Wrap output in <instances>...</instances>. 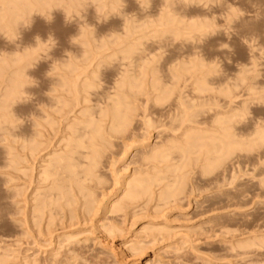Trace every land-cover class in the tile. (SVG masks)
I'll return each mask as SVG.
<instances>
[{"label": "rangeland", "instance_id": "1", "mask_svg": "<svg viewBox=\"0 0 264 264\" xmlns=\"http://www.w3.org/2000/svg\"><path fill=\"white\" fill-rule=\"evenodd\" d=\"M52 1L50 10L42 2L36 5L40 9L23 18L14 15L12 38L0 36V259L8 258L9 264L26 260L82 264L84 259L90 264H121L122 260L132 264L127 244L144 236L143 229L164 223L169 234L150 246L154 249L148 248L146 260L264 264V0H148V5L142 0H118L121 13L108 15L99 8L107 0L76 1V10L68 8L73 4L67 0ZM19 2L21 7L26 3ZM166 13L173 14L174 21L158 25ZM129 17L138 27V40L124 41L116 48L112 39L82 38L84 31L96 36L124 33ZM104 43L108 45L106 51L100 50L102 56L84 54L100 52ZM122 80L127 85L120 91ZM75 85L78 101L88 99L79 106ZM117 90L129 96L125 102L151 99L157 129L150 132L149 147L141 144L143 130L141 135L138 130L134 141L124 140L128 134L112 138L97 170L101 184L85 183L97 186L93 207L101 212L94 223L72 228L59 223L54 241L46 234L37 237L32 223L25 226L16 221L22 220L24 200L36 186L32 182L41 171L39 161L66 144L67 126L76 118L90 117L95 125L106 126L99 123L104 120L101 112L110 109L109 98ZM181 93L197 124L187 122L173 133L171 120L166 118L167 126L165 117L160 121L158 115L168 113ZM158 95L165 99L161 105L154 100ZM192 96L199 100L192 101ZM137 112L135 116L141 114ZM136 121L131 128L140 127ZM35 122L41 127H34ZM187 127L193 128L191 138L167 141L169 135H185ZM80 130V134L90 132L83 125ZM37 142L51 145L30 162L29 149ZM135 142L128 150L127 145ZM155 146H166L165 157L141 167L142 157L134 155ZM75 157L88 163L82 155ZM139 169L144 172L140 177L154 181L152 196L141 198L123 213H107L106 204L122 199L118 176L125 173L128 178ZM161 193L176 196L168 203ZM72 197L71 206L60 204L56 223L82 209L85 200L79 201L74 193ZM152 209L160 211L153 220L147 212ZM110 225L121 230L114 243L104 239L103 227ZM114 248L119 254L112 253ZM74 249L76 255L71 253ZM97 257L102 261L97 263Z\"/></svg>", "mask_w": 264, "mask_h": 264}, {"label": "bare ground", "instance_id": "2", "mask_svg": "<svg viewBox=\"0 0 264 264\" xmlns=\"http://www.w3.org/2000/svg\"><path fill=\"white\" fill-rule=\"evenodd\" d=\"M21 2L24 1L26 2L24 5H22V7L20 6V2L19 0H0V36L1 37H7L12 38L13 36V28L14 25H16L17 19L15 18L14 15L17 16V18L21 17L23 18L25 15H29L31 14V11H35V9H37L36 5L37 4H41L45 0H20ZM52 1V0H51ZM49 1V5L48 4H44L48 7L50 6V2ZM69 1L70 4L73 5H69L70 7H68L69 9L75 8L71 10H76L78 8V6L76 4H78V2L76 1H80V0H67ZM97 1V0H96ZM99 1V0H98ZM106 0H100V2H104ZM109 0H107L102 6H99L100 10H102L103 12L106 11L107 14L113 13V12H117L121 13V11H119V6L121 7L119 1L114 0L108 2ZM144 1V2H143ZM150 1V0H149ZM17 3L15 5L18 8H16V10L18 11V15L14 14L12 10V7L14 6L15 3ZM19 2V4H18ZM23 2V3H24ZM48 2V1H47ZM54 1H52L53 3ZM76 2V4H75ZM168 3V1H166ZM146 4L148 5V0H142V4ZM80 4V2H79ZM119 4V6L117 5ZM43 5V6H44ZM53 5V4H52ZM46 6H44L46 8ZM74 6H77L74 7ZM13 8V9H15ZM168 8V7H167ZM38 9H40L38 7ZM47 9V8H46ZM51 9V7H50ZM49 9V10H50ZM15 10V12H16ZM45 11V10H44ZM68 11V10H67ZM70 11H68L67 13H69ZM167 14V13H166ZM163 14V19H161L160 16V20L159 23L161 21V23L159 24L158 21V25H165V26H169L171 25L170 23H172L174 20L172 19V15L171 18L169 14ZM165 15V17H164ZM169 15V17H168ZM19 16V17H18ZM27 18V17H25ZM170 20H169V19ZM137 19V18H136ZM135 19V20H136ZM171 22H169V21ZM140 21V20H139ZM125 26H124V30L125 32L121 33V34H107V35H100V36H96L94 35V33L92 32H86L84 31V33H82V38H85L87 40L90 39H112V42L110 41V43L114 46L117 45L116 48H119L120 45L122 43H124V41H134V40H138L139 38V33H138V27L135 26V21L133 18H126L125 19ZM169 23V24H168ZM18 24V23H17ZM15 29V28H14ZM137 32H136V31ZM3 39V38H1ZM0 39V40H1ZM91 41V40H90ZM100 41V40H99ZM105 42V41H104ZM109 43V44H110ZM105 44V43H104ZM108 45V44H107ZM105 44V46H101V48L99 49V51L102 48H106L107 46ZM115 48V47H114ZM111 49V48H110ZM109 50V48L107 47V51ZM106 51V49H105ZM5 52V51H4ZM1 53V51H0ZM6 53V52H5ZM2 54V53H1ZM84 54H92L93 56H97L100 57L102 56L101 51L100 52H95L91 51L89 52H84ZM147 61V60H146ZM128 78V77H127ZM127 78H124L127 80ZM130 78V77H129ZM125 80V81H126ZM122 80L120 82V86L118 87L119 89L122 87H125L126 81ZM129 82V81H128ZM75 83V82H74ZM78 84V82H77ZM129 84V83H128ZM64 85V84H63ZM69 85V84H68ZM119 85V84H118ZM73 86V84H72ZM76 86V85H75ZM89 86V85H88ZM78 86L75 87V94L77 96L76 101L79 100V89L77 88ZM130 87H133L132 83L130 82ZM78 91H77V89ZM86 88V86H85ZM84 88V89H85ZM89 87H87L88 89ZM157 88V87H155ZM118 89V90H119ZM117 90V93L109 98V100L112 102L111 103V107L110 109L101 112L103 118V121H99V123H106V126H102V125H95L92 118L89 117V119L87 120H82L80 118H76V122L71 123L67 126L68 129V135L64 136L63 141H66V144H64V146L58 150H56L55 148H53L48 154H46V156L42 157V160L39 161L41 164V171L38 173V175L35 177V181L32 182V185L36 184V186H33L32 192L30 195L26 196L25 200H24V208L21 210L22 213V220H17V223H23L24 225L27 226L32 223L34 225V227L38 230L37 233V237L38 236H51V240L54 241V234L57 232V226H64V228H72L75 226H83L89 223H94V218L100 214V209L96 210L94 209L93 205L95 203V201L93 200V192L94 189L97 188V186L95 187H90V186H86L85 183L90 182V183H94L96 185H100L101 184V178L99 176L98 173V167L100 164V159L103 157V154L106 150V148L108 147V145H111V139L112 138H117V136H123L128 134V136H126L127 138L125 139H129L130 141H134L137 139L138 137V130H140V135L142 133L143 130V134H142V138L141 136H139L141 138V144L143 147L146 148L149 147V143L147 145L148 140H150V132L151 130H153L154 128L157 129L155 127V120L153 119V112H151V108L149 107V102L151 101V99H146L147 101H139L137 99V102H141V104H138L136 101V103L138 105H136V103L134 104V102L130 103L125 102V100H127L129 98V96L126 97V95L124 96V94H122V92L120 93ZM157 91H159L158 89H156ZM155 90V91H156ZM197 90L200 91V89L197 88ZM69 91V90H68ZM86 91V90H85ZM121 91V89H120ZM73 92V93H74ZM81 92V91H80ZM140 92V90H139ZM87 93V92H86ZM163 93V92H161ZM138 94V93H135ZM153 94V92H152ZM149 96H152L149 92ZM159 96V95H158ZM152 98V97H151ZM81 99V98H80ZM185 99V97L183 96V94H179L178 98L176 100V103L173 105V108L171 110L168 111V113L163 114L164 112H160L158 117L160 116V121H161V117L163 119V117H165L166 121L168 118V120H171V124L168 121L167 122V126H171L170 130L173 133H176L177 131H180L181 128L183 126H185V124L187 122L189 123H195L197 124V122L192 121L191 118H193L195 116L194 113H189L188 109L191 106H188L183 100ZM153 100V98H152ZM155 102L159 105H161L162 102H165V99L162 97H156V99L154 98ZM199 100V98L197 99V97L192 96V101H196ZM88 101V99L85 97L84 99L82 98V100L77 102L76 106H79L82 103H86ZM134 105V106H133ZM163 106V105H162ZM140 110L141 114L140 115H136L139 116L137 117V120L134 114L138 113L137 111ZM167 112V110H166ZM83 115V114H82ZM84 115H86V113H84ZM135 118V121L137 120L140 124H137L136 121V125H138V127L135 129L131 128L133 122ZM141 119V120H140ZM68 120V119H67ZM176 121H179V123L177 125H174L176 123ZM175 122V123H174ZM181 123V124H180ZM199 123V122H198ZM80 125H83L84 128L90 129V132L88 133H83L80 134L79 132L80 130ZM34 127H41V124L39 122H35L34 123ZM134 127V126H133ZM159 128V127H158ZM193 130V128L191 127H187L186 128V134L182 135V136H178L177 134L173 135L172 137L169 135V139H167V141H178L179 139H181L182 137H188L191 138L190 136V131ZM130 134H129V133ZM170 132V131H169ZM137 133V134H136ZM40 132H37V135L40 136ZM80 134V135H79ZM138 138V139H140ZM194 139L196 141H199L200 138L199 137H194ZM135 143H132L131 145H127L128 150L132 149L135 146ZM51 145V143L49 142H37V145L35 146H31L29 149V161H32V157H34L36 155V153L39 152H44L48 149V147ZM57 147V146H54ZM82 150H88V153L83 154ZM167 151L166 146H155L152 149H150V151H146V149H144L143 152L141 153H136L134 155V158L137 157V155H140L142 157V161L140 162V164L142 165L141 167H145L147 165V162L149 161H155L158 160L160 158H164L165 157V152ZM76 155H82V157H84L86 160H88V163H82L80 161V158H76ZM37 160H35L36 162ZM85 164V165H84ZM86 166V169L82 172V171H78V169L80 167ZM36 166V165H34ZM143 173H141L140 169L136 170L134 172L133 175L128 176L127 178V174L122 173L120 174L117 178V184H119L121 186L122 189V199H119L118 201L114 202V203H108L106 211L108 212H114V213H123L124 211L128 210L129 208L132 207L133 204H135L137 201H139L141 198L148 196L149 198L152 196V185H153V180L149 179V178H143L140 177L141 175H143ZM150 175V173H148ZM82 176V178L80 177ZM31 185V186H32ZM29 188V187H28ZM28 191V190H26ZM75 194V196L77 198H79V201H81L84 199V203H82V209H78L76 211V215L72 214V211L70 212V214H66V216L62 219V221H59L58 223H56L55 217H58L59 212L57 211V209L59 207H61L62 205H60L62 202H66V204L68 206H71L72 204H74L73 201V197L72 194ZM16 194H18L17 192L15 193V197ZM31 196V198H30ZM174 196H176L175 194H165V193H161L160 194V198L165 197V199H167L168 203H170V199H173ZM14 198V197H13ZM105 201H103L101 203V207L105 206ZM15 203V202H14ZM14 205V204H13ZM17 205V204H15ZM16 212V211H15ZM148 213H151L150 215H152L151 219L153 220L155 217L154 215H157L160 213L159 210H149L147 211ZM17 212L14 214L17 216ZM57 215V216H56ZM15 216V218H16ZM14 217V216H13ZM151 220V221H152ZM153 223V222H152ZM164 223H158L156 224V226H154L153 228H145L142 230V233H144V236H140V237H136L134 238L131 242H129L127 244V248L125 249L126 253H128V257H130L129 261L132 264H163L162 262H159L155 259L152 260H146L145 259V255L146 252L149 251V249H154L150 248V246H154L157 243L161 242V238L160 236L164 239H166L167 235L169 234L168 228L166 226H163ZM66 225V226H65ZM28 226V227H29ZM58 226V227H59ZM63 228V229H64ZM105 230V240L111 241L114 240L116 238V235L118 233H121V230L116 226V225H110L108 227H103ZM56 231V232H55ZM59 237V236H58ZM74 236H72L70 239H73ZM161 240H160V239ZM115 242V241H114ZM112 241V243H114ZM156 247V246H155ZM76 250L74 249L71 251V253H73L74 255H76ZM119 249H112V253L113 254H119ZM78 252H80V250H78ZM82 253V251L80 252ZM125 253V252H124ZM83 254V253H82ZM98 254V253H97ZM85 255V253H84ZM101 255V254H100ZM79 256V255H78ZM99 256V255H98ZM102 257L104 255H101ZM118 256V255H117ZM126 256V254H125ZM96 257V256H95ZM109 259V256H107ZM112 257V256H110ZM93 258V256H92ZM101 257H97L98 261L97 263L100 261ZM68 259V258H67ZM111 259V258H110ZM118 259V258H117ZM82 260V258L80 259ZM92 260V259H91ZM11 261V260H10ZM55 261V260H54ZM72 261V260H71ZM85 263L82 264H90L89 262L86 263L85 259L83 260ZM82 261V262H83ZM102 261V259H101ZM100 261V262H101ZM104 261V260H103ZM142 261V262H141ZM94 262V261H93ZM121 264H123V260L120 261ZM59 263V261H58ZM57 263V264H58ZM0 264H9V260L8 258H4L3 260L0 259ZM10 264H16L15 262L10 263ZM23 264H38L37 260H26ZM60 264V263H59ZM77 264V263H76ZM78 264H80L78 262ZM92 264V263H91Z\"/></svg>", "mask_w": 264, "mask_h": 264}]
</instances>
